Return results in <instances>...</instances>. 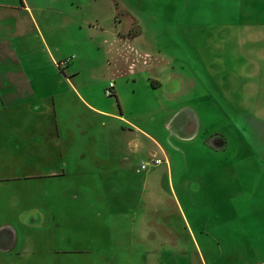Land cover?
Returning <instances> with one entry per match:
<instances>
[{
    "label": "rangeland",
    "instance_id": "1",
    "mask_svg": "<svg viewBox=\"0 0 264 264\" xmlns=\"http://www.w3.org/2000/svg\"><path fill=\"white\" fill-rule=\"evenodd\" d=\"M1 45L0 264H264V0H0Z\"/></svg>",
    "mask_w": 264,
    "mask_h": 264
},
{
    "label": "crops",
    "instance_id": "2",
    "mask_svg": "<svg viewBox=\"0 0 264 264\" xmlns=\"http://www.w3.org/2000/svg\"><path fill=\"white\" fill-rule=\"evenodd\" d=\"M6 48H7V46L6 45H1L0 46V50H1V56H2V59H4V60H7V58H9V57H7V55L5 56L4 54H3V50L4 51H6ZM15 62L17 63L18 62V64H20V65H24V62H23V60H21V59H15ZM22 79V81H23V87H25L26 89L27 88H29V86H28V84H27V79H26V72H19V74H16V75H14V76H11L10 77V80H11V82H12V85H13V87L14 88H16L15 87V85L16 86H18V84L17 83H15L16 82V80H19V79ZM109 86V85H108ZM10 87H11V85H10ZM107 89V88H106ZM115 91H116V88H115ZM76 95V99L78 100V101H80L83 105H84V107L87 109V110H89V111H91L92 113H96V115H98V116H103V117H106V116H108V117H117L118 115L117 114H114V113H111L110 111H105V110H101V109H98V108H96L94 105H92L91 103H90V101H88V100H86V99H84L80 94H79V92L78 93H76L75 94ZM116 95H117V92H116ZM55 105V102H54V100H53V106ZM56 129H58V128H56ZM246 138V137H245ZM244 139V138H243ZM246 140H249L250 142H251V140H253L254 141V144L255 145H257L258 147H259V150H258V155L260 156V154H261V156L264 158V136H260V135H258V136H256V137H253L252 139H250V138H246ZM252 141V142H253ZM247 143H248V145H251V143H249L248 141H246ZM226 148H228V143H226ZM260 150L262 151V152H260ZM39 155V154H38ZM51 155L52 154H47V156H49V159L51 158ZM60 160H62V157L60 158Z\"/></svg>",
    "mask_w": 264,
    "mask_h": 264
},
{
    "label": "built area",
    "instance_id": "3",
    "mask_svg": "<svg viewBox=\"0 0 264 264\" xmlns=\"http://www.w3.org/2000/svg\"><path fill=\"white\" fill-rule=\"evenodd\" d=\"M115 88H116V86H115L114 82H110L109 83V86L105 90L106 96L107 97H114V96H116ZM162 163H163L162 160H160L158 158H153L149 162H142V164L140 165V168H139L138 172L147 171L150 167L159 166Z\"/></svg>",
    "mask_w": 264,
    "mask_h": 264
}]
</instances>
